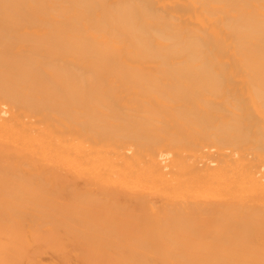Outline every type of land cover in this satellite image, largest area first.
I'll use <instances>...</instances> for the list:
<instances>
[{"label":"bare ground","instance_id":"obj_1","mask_svg":"<svg viewBox=\"0 0 264 264\" xmlns=\"http://www.w3.org/2000/svg\"><path fill=\"white\" fill-rule=\"evenodd\" d=\"M0 264H264V0H0Z\"/></svg>","mask_w":264,"mask_h":264}]
</instances>
